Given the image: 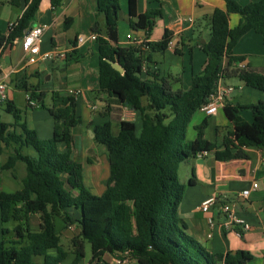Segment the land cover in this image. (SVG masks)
Here are the masks:
<instances>
[{
  "label": "trees",
  "instance_id": "obj_1",
  "mask_svg": "<svg viewBox=\"0 0 264 264\" xmlns=\"http://www.w3.org/2000/svg\"><path fill=\"white\" fill-rule=\"evenodd\" d=\"M63 1L49 0L53 8ZM223 1L225 9L216 8L210 16V37L201 45L206 54L202 68L191 76L189 87L173 89L170 76L148 69L143 75L142 70L144 65L150 66L151 53L165 51L172 33L165 29L160 39L146 41V47L120 46L119 1L94 0L97 10L91 32L96 35L98 57L95 91L117 98L135 110L140 119L139 131L130 119L120 120L117 133L112 132L109 120L92 125L93 140L105 147L108 157L109 175L100 194L91 193L85 186L82 163L72 153V128L80 124L77 99L52 90L51 105L46 106V92L29 83L25 68L15 73V86L46 108L53 127L50 137H38L13 102L4 101V109L14 121L0 120V142L11 149L0 168L10 170L15 177L16 164L22 162L25 173L19 189L0 190V264H79L85 255L84 241L90 244L89 264H112L105 255L129 256L134 264H250L254 256L245 249L224 253L207 250L187 232L179 213L184 184L178 169L183 161L204 151L224 161L245 157V146L264 149L263 100L244 105L225 101L222 109L232 128L221 143L205 138L206 117L194 126L195 138L186 140L192 115L208 101L220 76L237 77L246 86L264 91V75L247 64L238 68L235 63L245 57L232 52L239 38L250 30L260 34L264 43V0L244 5L235 0ZM4 3L13 7L22 3L23 9L8 31L0 33V52L33 25L41 0H0V6ZM127 9L130 28L146 34L160 15V10L137 13L136 0H127ZM229 13L240 16L231 28ZM99 15L103 17L102 25ZM71 46L64 57L66 64L81 57L75 42ZM108 60L118 62L123 72L114 69ZM241 109L251 111L250 122L239 114ZM215 130L217 134L219 127ZM60 143L65 150L59 149ZM27 147L34 153L24 152ZM86 160L92 161L89 156ZM32 214L39 216L37 229L30 225ZM9 222H13L11 227L6 225ZM73 224L78 232L70 237L71 248L67 251L62 247L60 232ZM35 257L42 261H35Z\"/></svg>",
  "mask_w": 264,
  "mask_h": 264
},
{
  "label": "crops",
  "instance_id": "obj_2",
  "mask_svg": "<svg viewBox=\"0 0 264 264\" xmlns=\"http://www.w3.org/2000/svg\"><path fill=\"white\" fill-rule=\"evenodd\" d=\"M118 1L120 5L118 45L128 46L133 44L126 39L127 34L142 37L148 41H155L161 38L165 29L169 30L172 33V39L168 47L162 53H151L152 62L149 67L144 65L143 75L145 70L148 69L152 72H158L159 75L170 76L173 89H186L189 87L191 76L202 68L206 60V54L202 51L201 45L210 37V16L216 8L225 9L224 1L136 0L137 13L160 10V15L155 18L154 26L148 34L144 30L130 28L127 0ZM235 1L244 5L256 0ZM22 9V3L19 7H13L8 3L0 6V33L5 34L8 31L9 24L20 15ZM96 10L94 0H64L56 8L50 5L49 0H41L33 23V25L40 23H47L48 25L41 37V50L55 47L69 49L78 34L87 35L91 32ZM239 18V14L229 13V27H234ZM65 19H67V22L64 25ZM98 21L102 25V15L98 16ZM78 50L81 57L74 63L66 64L64 59H56L25 66L24 52L20 46V39H18L12 46H8L0 52V79H3L8 87L6 100L12 101L14 105L17 96L14 77L15 73L23 67L29 76V83L37 85L38 90L45 91L46 95L52 90L64 93H68L69 89H80L82 91V95L76 98V110L80 116V124L72 128V153L74 155L73 148L79 151V159L82 161L74 157L82 163L83 169V164H94L98 162V158L101 160L102 157V161L104 158L102 174L97 172L98 169L95 166H93L92 171H89L93 176L96 174V179L93 181L95 187L93 188L104 191L109 175L108 157L107 153L104 154L103 148H98L101 152L100 155L96 156V160L93 159L91 162H87L88 149L93 150L95 149L94 146L98 145L93 140V133L91 135L89 131L92 130L93 124L109 120L112 132L117 133L119 122L122 119L133 120L136 131H139L140 119L135 110L122 104L117 98L95 91L98 86V57L95 53V42L87 40L78 46ZM232 52L235 55L244 56V62L249 69L264 75V43L260 34L252 30L247 31L233 46ZM52 78L56 80V84L48 89L45 85L47 80ZM222 83L234 86V90L226 98V103L244 105L258 100L264 101V91L246 86L237 77L223 78ZM236 90L237 92L233 94ZM97 100L103 101L104 105L101 108L96 106ZM1 104L0 101V110L3 109ZM199 111L203 117L199 116L187 127V130L191 129L188 140L195 138L194 126L199 123L201 118L206 117L205 138L216 141L217 144L221 143L223 135L232 128V124L226 118L223 109L219 108L211 115H205L201 110ZM220 111L221 114H219ZM239 114L248 122L252 120V113L249 109H241ZM26 124L29 128L34 129L27 122ZM46 126L48 137H50L52 135L53 119L47 120ZM216 126L219 127L217 134ZM34 130L40 137L37 130ZM77 140L81 144V150L76 145ZM58 147L61 151L66 149L63 143H60ZM3 149L1 148L0 152ZM27 150L28 152H25L28 154L34 153L30 147H27ZM243 150L246 154L245 157L224 161L216 160L212 152L195 155L183 161L178 169L179 179L184 184L179 213L187 226V232L210 252L224 253L236 249H245L254 256L250 264H264V149L251 145L245 146ZM3 162H0V166ZM106 162L107 172L105 176ZM0 170L6 169L0 168ZM16 170L15 173L19 175L20 170L17 165ZM190 178L193 181H190ZM5 182L6 179L0 175V190H5L2 187ZM252 182H257L256 189H251ZM246 188H250L248 196L240 197V192ZM211 194H220L224 201L232 205L239 216L245 218L251 224V229L245 232L242 237L224 230L221 226L223 215L219 203L211 206L208 212L201 211L200 203ZM34 216L35 214L30 216L32 229H34V223L36 227L39 224V216L38 221L35 219L32 223ZM208 218L212 219V227L208 224Z\"/></svg>",
  "mask_w": 264,
  "mask_h": 264
},
{
  "label": "built area",
  "instance_id": "obj_3",
  "mask_svg": "<svg viewBox=\"0 0 264 264\" xmlns=\"http://www.w3.org/2000/svg\"><path fill=\"white\" fill-rule=\"evenodd\" d=\"M11 23L9 24V26ZM8 26V27H9ZM47 23H40L37 25H33L27 30H25L24 34L20 38V46L24 52V64H35L42 61L47 60H63L66 53L72 48L70 46L69 49H61V48H51L48 50H41L40 43L41 37L44 30L47 28ZM96 35L93 32H90L87 35L78 34L75 40V47L78 48L81 44L88 41H94ZM126 39L131 43L136 45H141L146 47L145 42L148 41L142 37H134L131 34L126 35ZM238 68H243L246 63L244 61H238L235 63ZM222 77L220 76L218 79L217 86L215 90L209 95V99L206 103L202 104L199 108L205 115L214 114L219 108H222L224 105L226 98L231 94L234 90V86L226 85L222 83ZM7 84L3 79H0V101H4L7 98ZM68 93L75 98H78L82 95V91L80 89H69ZM26 103L30 107H34L37 105L35 99L31 98L29 93L25 92ZM198 152L196 155L205 153ZM257 188V182L251 183V189ZM250 192V188L243 189L240 192V197H247ZM219 203L220 210L223 215V220L221 226L224 230L231 231L237 236H243L245 232L251 229V224L243 217L239 216L232 205L226 201L220 194H211L205 197L200 203V210L203 212H208L211 206ZM209 226H213V222L211 218H208ZM210 236V234H208ZM111 257V256H110ZM133 261L129 256L120 258V257H111L109 260L112 264H124L126 260Z\"/></svg>",
  "mask_w": 264,
  "mask_h": 264
},
{
  "label": "rangeland",
  "instance_id": "obj_4",
  "mask_svg": "<svg viewBox=\"0 0 264 264\" xmlns=\"http://www.w3.org/2000/svg\"><path fill=\"white\" fill-rule=\"evenodd\" d=\"M55 84H56V80L54 78H52L50 80H47L45 87L50 89V88L54 87ZM12 88L14 89V87H12ZM15 90L17 91V96L15 98V105L19 109V113L21 114L22 119L25 120L29 126L36 129L38 134L40 135V137L47 138L49 135H48L47 130H46V127H47L46 122H47V120L52 119L51 115L48 113L46 108H43L40 105H36L33 108L28 106L26 104V101H25L24 91L19 89V88H15ZM236 92H237V90L234 91L233 94H235ZM7 96H8V90H7ZM43 101H44V104L46 106L51 105L50 93L44 97ZM1 103H2L1 106L4 109L5 102L2 101ZM103 105L104 104H103L102 100H97V102H96L97 107L101 108ZM3 109L0 110V120L6 121L9 123H13V121H14L13 115L11 113L7 112L5 109L4 110ZM219 114H221V111ZM199 116L203 117V115L200 113V111L197 110L192 115L190 123L188 124V126H190V124L193 121H195ZM202 119L203 118L200 119L199 123L202 121ZM194 130H195V128H194ZM195 132H196V130H195ZM190 133H191V129H188V130L186 129V140H188L190 138ZM97 144L98 145L94 146L95 149H93V150L90 149L87 152V156H89L92 160L93 159L96 160V156L100 155L101 152L99 151L98 148H103L104 154L106 155L105 147L100 143H97ZM76 145H77V147L80 148V150L82 149L81 144L79 143V140L76 141ZM0 146H2V149L4 148L3 151L0 152V162H3V161H5V159L7 157V151L9 152L11 149L3 147V144L1 142H0ZM25 151L28 152L27 148H24V152ZM73 151H74V156L76 158H78V160H80L79 154H78L79 151H77L76 148H73ZM80 161H82V160H80ZM84 162H85V158H84ZM16 165H17V168H19V170H20V174L17 175V173H16L15 177L12 175L10 170H7V169L6 170H0V175L6 179V182L4 183L6 185H4V184L2 185V187H4L5 190L12 191V190H15L16 188L21 186V177L25 173V168H24V164L22 162H17ZM83 165H84V169H83L84 178L83 179H84L85 186L87 188L90 187L88 189L93 194L102 193V191H103L102 189H101L102 190L101 191V190H98L97 188H93V187H95V184L93 183V181L96 179V174L93 176L91 174V172H89V171L90 170L92 171L93 166H95V168L98 169L97 172L99 174H102V169H104V158H103V161H102V157H101V160H99V158H98V162H96L94 164H83ZM105 169H106L105 170V176H106L107 162H106ZM16 172H17V170H16ZM34 217L35 218H34V220H32V223H33V221H35V219L38 221V215L35 214ZM55 222L57 225L59 224V221L57 219L55 220ZM6 225L11 227L13 225V222H9ZM33 225H34V229H37L36 224L34 223ZM77 232H78V229H77L76 225H71L68 228L61 229V232H60L61 244L65 250H67V251L70 250V248H71L70 237L73 234H76ZM0 235H1V224H0ZM84 252H85L84 258L79 262V264H89V259L91 256V250H90V244L87 241H84ZM105 259L111 260V257L109 255H105ZM35 261H38V262L42 261L41 257H35ZM124 264H134V262L130 261L128 259V260H126V262Z\"/></svg>",
  "mask_w": 264,
  "mask_h": 264
},
{
  "label": "water",
  "instance_id": "obj_5",
  "mask_svg": "<svg viewBox=\"0 0 264 264\" xmlns=\"http://www.w3.org/2000/svg\"><path fill=\"white\" fill-rule=\"evenodd\" d=\"M108 62L112 65V67L114 69H116L117 71H119L121 73L123 72V68L121 67V65L118 62L111 61V60H108ZM89 133L92 135V131H89Z\"/></svg>",
  "mask_w": 264,
  "mask_h": 264
}]
</instances>
